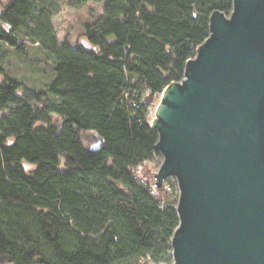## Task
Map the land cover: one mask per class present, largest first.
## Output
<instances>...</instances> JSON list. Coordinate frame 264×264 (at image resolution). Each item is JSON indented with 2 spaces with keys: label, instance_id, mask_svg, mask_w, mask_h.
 Instances as JSON below:
<instances>
[{
  "label": "trees",
  "instance_id": "16d2710c",
  "mask_svg": "<svg viewBox=\"0 0 264 264\" xmlns=\"http://www.w3.org/2000/svg\"><path fill=\"white\" fill-rule=\"evenodd\" d=\"M103 7L88 46L59 41L50 0L0 11V264L173 261L180 192L175 177L156 186L164 156L146 99L183 80L211 15L234 1ZM6 47L43 77L6 74Z\"/></svg>",
  "mask_w": 264,
  "mask_h": 264
},
{
  "label": "water",
  "instance_id": "95a60500",
  "mask_svg": "<svg viewBox=\"0 0 264 264\" xmlns=\"http://www.w3.org/2000/svg\"><path fill=\"white\" fill-rule=\"evenodd\" d=\"M233 1L151 121L156 184L180 188L171 264H264V0Z\"/></svg>",
  "mask_w": 264,
  "mask_h": 264
},
{
  "label": "rangeland",
  "instance_id": "374dc122",
  "mask_svg": "<svg viewBox=\"0 0 264 264\" xmlns=\"http://www.w3.org/2000/svg\"><path fill=\"white\" fill-rule=\"evenodd\" d=\"M11 0H0V11ZM58 6V14L54 16V25L58 33L59 41H68L73 45L84 44L88 46V40L85 36L84 25L88 22H94L104 13V2L90 0L83 5H76V0H50ZM113 39V38H111ZM36 47H32L30 51H36ZM6 59L4 60L6 74L15 78H24L27 80L38 82L43 77L41 72L32 71L18 55L13 53L12 48H5ZM2 77H0V81ZM161 96L149 97L146 102L149 104V115L151 120L156 117V109L160 104ZM160 169V165L158 170ZM156 171V168L154 169ZM172 263V262H171ZM170 263V264H171ZM152 264V263H151Z\"/></svg>",
  "mask_w": 264,
  "mask_h": 264
},
{
  "label": "built area",
  "instance_id": "2783aa9c",
  "mask_svg": "<svg viewBox=\"0 0 264 264\" xmlns=\"http://www.w3.org/2000/svg\"><path fill=\"white\" fill-rule=\"evenodd\" d=\"M141 170H142V168H139V172H141ZM159 171V170H158ZM157 171V172H158ZM156 176V175H155ZM155 176H154V178H155ZM155 180H156V183H157V178H155ZM177 180V179H176ZM178 183V182H177ZM157 186V185H156ZM179 192H180V188H179Z\"/></svg>",
  "mask_w": 264,
  "mask_h": 264
}]
</instances>
